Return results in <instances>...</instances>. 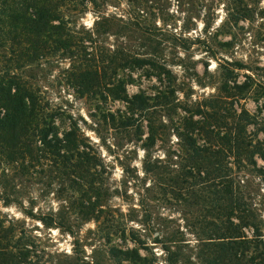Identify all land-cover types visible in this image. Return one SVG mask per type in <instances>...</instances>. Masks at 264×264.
Returning <instances> with one entry per match:
<instances>
[{
  "label": "rangeland",
  "instance_id": "1",
  "mask_svg": "<svg viewBox=\"0 0 264 264\" xmlns=\"http://www.w3.org/2000/svg\"><path fill=\"white\" fill-rule=\"evenodd\" d=\"M63 14L80 53L24 74L60 131L78 124L91 166L70 180L45 164L24 175L0 167L10 198L19 195L0 199V214L32 255L44 264H211L225 241L216 237L239 223L225 207L240 198L259 233L239 229L237 257L264 264V159L249 156L264 146V0H73ZM139 95L145 110L129 102Z\"/></svg>",
  "mask_w": 264,
  "mask_h": 264
},
{
  "label": "trees",
  "instance_id": "2",
  "mask_svg": "<svg viewBox=\"0 0 264 264\" xmlns=\"http://www.w3.org/2000/svg\"><path fill=\"white\" fill-rule=\"evenodd\" d=\"M72 1L0 0V167L16 164L21 175L45 164L62 179L70 180L76 174H84L91 166L83 155L91 154V149L78 124L71 120L68 129L60 131L55 123L59 114L50 107L39 87L24 74L25 69L51 57H75L80 53L78 38L71 33L63 14V8ZM129 102L142 110L147 107L141 95ZM149 133L148 140L154 141L157 130L149 125ZM237 143L243 149V140ZM257 145L252 147L249 156L260 154L264 159V146ZM217 178L223 184L228 182L225 176ZM8 180L5 172L2 173L0 199L6 205L16 202L15 197L19 196L10 198L6 191ZM218 193L231 195L226 189ZM228 209L236 213L233 217L239 223L235 225L229 221L231 224L224 234L216 237L225 241L216 243L211 249V264L236 261L240 264L237 253L244 247L238 240L241 238L239 229L251 227L254 234L259 233L254 213L240 198L231 206L227 205L225 210ZM225 219L220 215L221 224ZM30 247L24 232L16 234L11 221L0 214V264H44L37 255H32Z\"/></svg>",
  "mask_w": 264,
  "mask_h": 264
}]
</instances>
